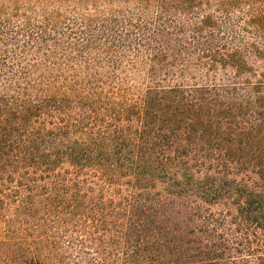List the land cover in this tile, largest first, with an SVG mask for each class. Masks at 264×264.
Wrapping results in <instances>:
<instances>
[{"label": "trees", "instance_id": "obj_1", "mask_svg": "<svg viewBox=\"0 0 264 264\" xmlns=\"http://www.w3.org/2000/svg\"><path fill=\"white\" fill-rule=\"evenodd\" d=\"M0 264H264V0H0Z\"/></svg>", "mask_w": 264, "mask_h": 264}]
</instances>
